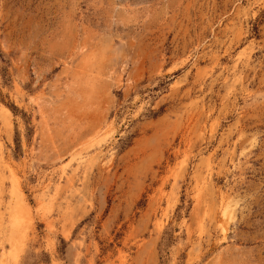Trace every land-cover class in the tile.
I'll return each mask as SVG.
<instances>
[{
	"label": "rangeland",
	"instance_id": "obj_1",
	"mask_svg": "<svg viewBox=\"0 0 264 264\" xmlns=\"http://www.w3.org/2000/svg\"><path fill=\"white\" fill-rule=\"evenodd\" d=\"M0 264H264V0H0Z\"/></svg>",
	"mask_w": 264,
	"mask_h": 264
}]
</instances>
